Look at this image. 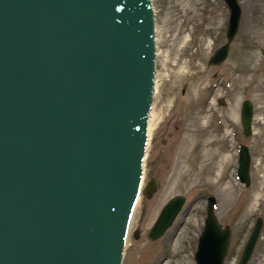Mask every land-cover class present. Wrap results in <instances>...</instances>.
<instances>
[{
	"label": "water",
	"instance_id": "95a60500",
	"mask_svg": "<svg viewBox=\"0 0 264 264\" xmlns=\"http://www.w3.org/2000/svg\"><path fill=\"white\" fill-rule=\"evenodd\" d=\"M228 1L226 41L209 64L225 60L239 27L240 2ZM155 47L151 0H0V264H122L141 190ZM252 115L244 98V135ZM238 148L236 175L248 185L250 152ZM157 187L152 175L142 192ZM184 201L169 198L149 238L164 233ZM216 201L207 195L194 257L210 220L224 229L223 245L205 238L202 249L224 264L231 229ZM262 225L256 216L236 264H247Z\"/></svg>",
	"mask_w": 264,
	"mask_h": 264
},
{
	"label": "rangeland",
	"instance_id": "374dc122",
	"mask_svg": "<svg viewBox=\"0 0 264 264\" xmlns=\"http://www.w3.org/2000/svg\"><path fill=\"white\" fill-rule=\"evenodd\" d=\"M239 2V27L228 55L209 64L210 54L226 41V1L151 0L154 118L122 264H197L194 253L211 193L219 222L231 229L224 264L237 263L258 215L263 225L247 264H264V0ZM244 98L253 103L249 135L240 122ZM240 142L250 152L248 185L236 175ZM152 175L158 187L146 197L142 188ZM175 194L185 196L182 209L161 236L149 238L160 209Z\"/></svg>",
	"mask_w": 264,
	"mask_h": 264
},
{
	"label": "bare ground",
	"instance_id": "6f19581e",
	"mask_svg": "<svg viewBox=\"0 0 264 264\" xmlns=\"http://www.w3.org/2000/svg\"><path fill=\"white\" fill-rule=\"evenodd\" d=\"M226 3L229 7L230 16H231L233 14V11H234V6L232 5L231 1L227 0ZM230 16H229V19L232 21L233 16H231V17ZM150 115H149L151 117L150 124L147 123L149 125V127H151V125L153 123L154 113L152 112V114H151V112H150ZM148 120H150V119H148ZM147 128H148V126H147ZM152 129L153 128H150L149 130H152ZM209 222H210V220L207 221L205 231L201 235L203 237V239L202 238L200 239L199 247H198V250L196 251V254H195L197 264H212V261H211L209 255L206 253V251L204 249H202V243L205 242V240H204L205 238H208V241L210 240L209 245L217 246V248H220L223 245V238H221V235L223 233L222 230H224V229L214 228L211 225V223H209Z\"/></svg>",
	"mask_w": 264,
	"mask_h": 264
}]
</instances>
